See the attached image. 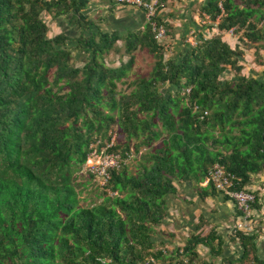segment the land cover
Returning a JSON list of instances; mask_svg holds the SVG:
<instances>
[{
  "label": "trees",
  "instance_id": "trees-1",
  "mask_svg": "<svg viewBox=\"0 0 264 264\" xmlns=\"http://www.w3.org/2000/svg\"><path fill=\"white\" fill-rule=\"evenodd\" d=\"M165 1L159 0L162 7ZM87 3L0 0V264L157 259L153 227L166 216L177 185L197 186L218 163L231 175L232 190L251 192V176L264 172V76L222 80L228 69L241 71L243 50L219 35L232 30L244 45L264 50V0H205L199 14L218 34H197L177 60L163 59L148 23L123 37L92 32L95 25L83 14ZM47 14L64 16L78 30L75 50L86 55L81 67L71 64L67 37L47 36ZM153 20L162 25L159 14ZM118 41L128 60L106 67L103 56ZM136 50L153 57L151 71L121 94L117 83ZM163 86L169 89L161 92ZM112 124L123 142L106 150L119 154L120 162L104 188L116 195L103 192L100 203L80 206L73 174L90 144L98 141L101 148L109 141ZM131 148L136 154L144 149L133 174L122 167ZM251 193V208H257ZM236 235L243 248L238 262L264 264L255 236ZM214 239L211 233L191 237L181 250L185 264L195 261L198 244L218 255Z\"/></svg>",
  "mask_w": 264,
  "mask_h": 264
},
{
  "label": "crops",
  "instance_id": "crops-1",
  "mask_svg": "<svg viewBox=\"0 0 264 264\" xmlns=\"http://www.w3.org/2000/svg\"><path fill=\"white\" fill-rule=\"evenodd\" d=\"M204 2L205 0H198L199 8ZM163 7L159 12L161 18L166 16ZM83 14L95 25L92 26L91 31L95 32L98 29L102 34L115 33L123 37L127 33L140 32L147 25L142 10L119 5L114 0H88ZM167 16L169 19H166L165 22L171 24L175 21L174 27H178L176 29L178 36L170 48L169 56L164 60H177L180 54L185 51L183 38L190 32L194 34L199 28L197 21L192 20L184 12L183 15H177V17ZM43 18L47 19L45 24L48 32L54 31L51 36H47L53 37L62 34L67 37L66 44L72 59L81 63L82 66L86 55L75 50V38L78 35V30L70 25L64 16L52 18L47 14L43 15ZM226 43L230 46L228 41ZM115 44L121 46L122 42L118 41ZM256 45L254 44V46ZM260 62L262 63V61ZM258 67L260 66H257L255 72L264 73V69ZM199 184L197 186L193 183L179 184L176 186V196L167 200V214L160 224L153 227L151 236L154 243L153 250L161 252V256L156 260L162 264H173L182 258L187 261V258L182 257L178 252L191 237L202 238L211 233L215 239L211 241L210 245L214 249L220 248L218 255L212 256L208 247L198 244L194 246L197 257L193 264H253L251 261L238 262L243 251L236 235L239 232L255 236L256 256L264 262V172L251 176V184L247 188L256 195L258 206L250 210L247 222L249 231L239 228L244 223L232 200L211 193L208 188L201 187Z\"/></svg>",
  "mask_w": 264,
  "mask_h": 264
},
{
  "label": "rangeland",
  "instance_id": "rangeland-1",
  "mask_svg": "<svg viewBox=\"0 0 264 264\" xmlns=\"http://www.w3.org/2000/svg\"><path fill=\"white\" fill-rule=\"evenodd\" d=\"M189 3L193 4L190 5ZM163 12L166 16L162 18L160 15L159 16L162 20V26L165 30V38L158 43L159 46L162 47L163 59H166L169 56L170 48L173 45V42L176 41L178 36V32L176 30L178 27H174L175 21L171 24L165 22L166 19H169L167 15L177 17V15H183L184 12L185 15L191 17L192 20L197 21L199 29L194 34L192 32L188 33L183 38L185 43H190L191 45H193V41L199 33L205 39L216 36L218 34V31L212 25V23L209 22L206 17L200 16L198 0H170L169 2L165 1ZM42 19L45 23L47 22V19H44L43 16ZM48 26L50 27V24H48ZM52 33H54V31H51V33L48 32L47 35L51 36ZM219 35L224 42L228 41V43H230V47L239 45V47L243 50V55L239 62L242 67L241 71L239 73H236L228 69L221 75L222 80L231 81L238 75H244L247 77L255 76L258 78L264 76L263 72H255L257 66H260L264 69V50L258 48L259 44H257L258 46L244 45L242 42H240V40H238V34L232 33V35H229V33L227 32H222L219 33ZM254 50H257L256 54L254 53ZM128 57L129 55L125 54L123 51V44L121 46H117L115 44L113 50L103 56V63L106 67H117L120 63H125L128 60ZM132 57L133 63L126 74V77L122 80V82L117 83L116 91L121 94H127L132 90L133 87H131V83L133 81L147 77L154 62L153 57L146 50H136L132 53ZM260 61H262V63ZM71 64L74 67H81V63L75 61L74 59H71ZM260 67L258 68L260 69ZM167 89H169L168 86H163L160 88V91L164 92ZM113 115L116 118L115 114ZM107 135L109 136V138H111L113 144L123 142V138L118 133L117 126L115 124H112L110 126ZM156 144L157 142H155L153 146ZM129 151L130 152L127 154V158L122 161V167H125L127 172L133 174L136 171L139 155L140 153L144 152V149L141 148L140 152L137 154L133 152L132 148L129 149ZM91 162L94 163V161ZM88 164L89 163L86 161L82 168L73 174L74 178L72 181L77 193L79 205L87 207L100 203L103 199L104 192L103 190H101L99 184L94 179H90L88 177L86 173V167ZM105 194L107 195V193Z\"/></svg>",
  "mask_w": 264,
  "mask_h": 264
},
{
  "label": "built area",
  "instance_id": "built-area-1",
  "mask_svg": "<svg viewBox=\"0 0 264 264\" xmlns=\"http://www.w3.org/2000/svg\"><path fill=\"white\" fill-rule=\"evenodd\" d=\"M117 4L122 6L134 7L140 9L144 12L147 23L149 24L151 31L153 33L154 39L157 43L161 42L165 38V30L162 25H158L153 18L159 13L162 4L159 0H114ZM227 33L232 35V30H228ZM191 37V35H190ZM205 39V38H204ZM193 41V45L195 44ZM191 45L190 43H188ZM191 45V46H193ZM188 93V89L185 90ZM98 141L90 144L86 156V160L89 164L86 167V173L91 175L93 179L99 184L101 190L107 193V196H115L116 194L105 189L104 186L109 180V171L112 169L119 168L120 155L117 153H107L106 150L113 147V141L109 138V141L104 144L101 148H98ZM91 161H94L92 163ZM201 187L211 186L214 191L222 196L227 197L232 200L238 210L244 225H240L241 230L249 231L250 228L247 227V222L250 216L251 205L254 202V195L251 192L246 191H234L232 190V177L225 169L218 163L213 164L207 175L204 177L202 182L199 184ZM182 255V251L178 252ZM179 262L185 264L186 261L183 258L178 260L173 264H178ZM141 264H162L153 257H147Z\"/></svg>",
  "mask_w": 264,
  "mask_h": 264
}]
</instances>
